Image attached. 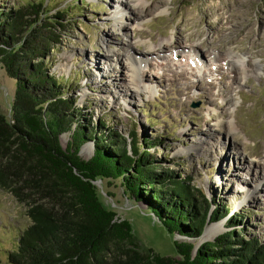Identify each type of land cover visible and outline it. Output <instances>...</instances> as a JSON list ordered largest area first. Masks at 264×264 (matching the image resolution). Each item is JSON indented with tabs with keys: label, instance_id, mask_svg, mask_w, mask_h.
Segmentation results:
<instances>
[{
	"label": "rangeland",
	"instance_id": "obj_1",
	"mask_svg": "<svg viewBox=\"0 0 264 264\" xmlns=\"http://www.w3.org/2000/svg\"><path fill=\"white\" fill-rule=\"evenodd\" d=\"M2 1L24 5L29 20V5L43 3L34 26L41 34L54 22L64 25L56 26L59 42L46 58L49 71L68 84L66 96L86 128L104 120L106 129L127 141L134 131L141 153L160 165L157 171L189 176V185L208 202L224 206L223 218L211 223L217 208L208 210L204 228L214 232L189 238L158 226L145 201L129 195L121 179L101 178L104 203L131 222L140 246L177 259L171 237L194 243V255L201 243L243 227L244 240L264 242V0ZM119 4L126 8L117 20ZM59 10L63 19L56 18ZM129 54L140 60L136 86ZM14 90L0 64V111L9 118ZM146 138L157 143L146 145ZM68 140V133L59 137L62 147ZM93 148L86 141L79 155L88 159ZM141 190L147 196L146 186ZM233 217L239 224H228ZM29 224L25 204L0 188V264Z\"/></svg>",
	"mask_w": 264,
	"mask_h": 264
},
{
	"label": "trees",
	"instance_id": "obj_2",
	"mask_svg": "<svg viewBox=\"0 0 264 264\" xmlns=\"http://www.w3.org/2000/svg\"><path fill=\"white\" fill-rule=\"evenodd\" d=\"M29 6L32 20L24 5L0 0V64L15 83L11 118L0 111V188L25 204L30 220L4 264H264V242L256 236L244 240V227L201 243L194 255V243L174 240L177 260L140 248L129 222L105 207L94 180L121 179L166 232L189 238L202 234L210 206L217 208L210 212V223L223 218L224 206L208 202L201 189L189 185V176L157 171L160 165L147 151L141 153L134 131L127 141L106 129L104 120L86 128L77 119L74 100L66 96L68 84L49 71L46 58L59 42L56 26L64 25L54 22L49 33L41 34L34 26L43 3ZM56 18L63 19L62 10ZM64 133L69 140L62 147ZM86 141L94 148L83 159L79 152ZM145 186L147 196L141 190ZM239 222L233 217L228 224Z\"/></svg>",
	"mask_w": 264,
	"mask_h": 264
},
{
	"label": "bare ground",
	"instance_id": "obj_3",
	"mask_svg": "<svg viewBox=\"0 0 264 264\" xmlns=\"http://www.w3.org/2000/svg\"><path fill=\"white\" fill-rule=\"evenodd\" d=\"M136 3H138V1L136 0ZM126 8V6H123L121 4L117 5L116 10L114 12V16H116L117 20L121 19V12ZM128 52H125V56ZM129 60V70L131 72L130 74V83L133 84L134 86H136V77L138 76L136 74V70H137V64H140V60H135L133 57H131V55L129 54V59L127 58V61ZM221 127L223 126V124L220 125ZM220 127V128H221ZM215 229H213L211 226H208L205 228L202 237H208L207 235L210 234L211 232H214ZM213 235V234H212Z\"/></svg>",
	"mask_w": 264,
	"mask_h": 264
},
{
	"label": "water",
	"instance_id": "obj_4",
	"mask_svg": "<svg viewBox=\"0 0 264 264\" xmlns=\"http://www.w3.org/2000/svg\"><path fill=\"white\" fill-rule=\"evenodd\" d=\"M9 115H10V109H9ZM9 118V117H8ZM74 171V170H73ZM101 179H96V180H94L93 181V183L95 184V186L97 187V189H98V191H99V193H100V195H101V198H102V200H103V203H104V197H103V195H102V193H101V189L99 188V184H98V181H100ZM200 192V191H199ZM201 193H203L204 195V197L206 198V200H208L207 199V196H206V194L204 193V192H202V190H201ZM104 205H105V207H107L106 206V204L104 203ZM108 208V207H107ZM108 209H110V210H113L112 208H108ZM114 211V210H113ZM115 212V211H114ZM116 213V212H115ZM115 218L116 219H118V220H126V221H128L129 222V224H130V226H131V231H132V233L136 236V234H135V232H134V230H133V227H132V224H131V222L128 220V219H126V218H119V217H117V215L115 216ZM158 220V219H157ZM159 221V220H158ZM159 223V222H158ZM157 223V225L158 226H160V227H162L161 225H160V223L158 224ZM156 223H154L153 221L151 222V225H154V226H156L155 225ZM163 228V227H162ZM164 229V228H163ZM205 229V228H204ZM204 229H203V231H204ZM136 238H137V240H138V244H139V246H140V240L138 239V237L136 236ZM171 239H172V244H173V238L171 237ZM140 248H143V249H150L151 251H152V253H154V254H158L159 256H162V257H167V258H170L171 260H177V259H174L172 256H169V255H167V254H160V253H158L157 251H154V249L152 248V247H150V246H140ZM173 248H175V246H174V244H173ZM175 252H176V250H175Z\"/></svg>",
	"mask_w": 264,
	"mask_h": 264
}]
</instances>
